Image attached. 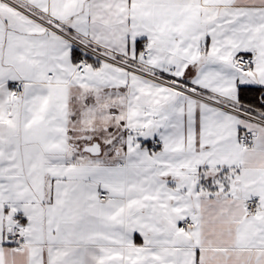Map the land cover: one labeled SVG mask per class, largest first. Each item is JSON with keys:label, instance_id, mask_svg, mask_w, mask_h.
<instances>
[{"label": "snow or ice", "instance_id": "obj_1", "mask_svg": "<svg viewBox=\"0 0 264 264\" xmlns=\"http://www.w3.org/2000/svg\"><path fill=\"white\" fill-rule=\"evenodd\" d=\"M0 264H264V0H0Z\"/></svg>", "mask_w": 264, "mask_h": 264}]
</instances>
